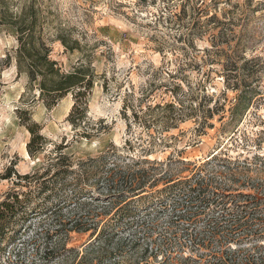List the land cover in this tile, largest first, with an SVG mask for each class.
I'll list each match as a JSON object with an SVG mask.
<instances>
[{
	"label": "rangeland",
	"instance_id": "374dc122",
	"mask_svg": "<svg viewBox=\"0 0 264 264\" xmlns=\"http://www.w3.org/2000/svg\"><path fill=\"white\" fill-rule=\"evenodd\" d=\"M31 2L39 10L42 37L61 71H72L80 61L93 70V88L87 96L88 121L81 126L92 136L81 138L66 121L73 105L71 95L46 109L36 88H30L27 78L17 74L14 61L4 64L5 57L13 55L16 40L14 30L2 27L0 177L11 163L18 174L24 175L43 160L44 155L29 158V134L20 124V117L25 120V116L18 115L17 109L30 111L31 120L47 140L46 150L66 145L65 153L75 161L98 156L114 146L126 162L160 163L157 173L168 172L172 178H190L199 170L204 184L210 181L208 189L200 193L208 204L196 197L186 203L178 201L175 211L174 194L132 200L139 210L137 218L144 221L137 230L140 235L147 232L151 236L149 248L167 239V251L173 258L189 252L190 236L202 232L210 220H220L219 216L230 211L236 213L237 199V204L248 203L243 195L252 196L256 187L264 191V0H219L217 16L225 14L233 23L228 27L229 35L214 48L201 37L208 27L203 23L193 38L177 42L174 38L180 29L155 22L178 0H11V7L17 12ZM58 34L76 40L81 51L64 52L55 41ZM245 62H249L247 66ZM179 65L180 77L176 80H183V92L196 96L195 106L200 104L212 111L207 122L210 127L202 131L196 130L190 119L164 132L152 122L158 112L146 110L148 105L171 102L174 81L169 75H174ZM232 76L240 82L235 91L227 85ZM148 89L152 90L150 97L139 104L138 99ZM176 93L181 95V91ZM126 94L131 95L128 101L135 108L136 120L130 111L122 113ZM149 135L154 136L153 145L145 153L135 143L141 138L143 147H148ZM126 141L132 149H122ZM162 183L156 190H162ZM9 187L0 179V201ZM162 203L165 206L161 207ZM26 226L16 240L5 239L0 244V264H27L31 260L29 242L38 224ZM88 242L86 235H72L68 247L82 251ZM136 256L127 254L121 264H134ZM161 260L159 256L155 261ZM148 261L154 262L152 257Z\"/></svg>",
	"mask_w": 264,
	"mask_h": 264
},
{
	"label": "trees",
	"instance_id": "16d2710c",
	"mask_svg": "<svg viewBox=\"0 0 264 264\" xmlns=\"http://www.w3.org/2000/svg\"><path fill=\"white\" fill-rule=\"evenodd\" d=\"M218 1L178 0L176 6L168 7L165 14L158 15L155 22L180 29L181 33L174 38L177 42L193 38L198 33L199 24L203 23L208 27L201 37L209 40L211 48L218 47L229 35L227 31L231 32L228 27L233 23V19L226 18L225 14L217 16ZM39 17L34 2L16 12L11 7V0H0V28L14 30L16 40L13 55L6 56L3 62L8 66L14 61L17 74H23L28 86L36 88L46 109L71 95L73 105L66 121L77 135L90 139L91 133L81 130V126L88 121L87 96L93 88V70L88 63L80 61L72 71L62 72L58 62L51 58L52 50L42 37ZM55 41L60 43L64 52L81 51L76 40H67L64 35L58 34ZM248 63L245 62L244 66ZM179 67L174 75H169L174 81L171 102L148 105L146 110L158 112L152 122L164 132L190 119L196 124V130L202 131L210 127L207 122L212 111L203 109L200 104L195 106L196 96L183 92V80H176L180 77ZM232 79L227 85L235 91L240 82L235 76ZM103 85L106 87L107 83L104 81ZM176 91H181L182 96ZM151 93V89L143 92L138 103L149 98ZM130 97L126 94L122 113L125 115L130 111L136 120L135 108L128 101ZM16 111L18 115L25 116V120L20 117V124L29 134L26 144L29 158L44 156L31 173L20 175L14 170L15 164L11 163L0 177L10 184L0 201V244L5 239L16 240L24 226L31 227L37 223L29 242L32 256L27 264H121L129 253L137 254L134 264H264V191L258 187L252 196L243 195L248 203L237 204L239 199L236 200V213L230 211L219 216L220 220L212 219L202 232L191 235L186 248L189 252L176 254L173 258L167 251V239L149 248L151 236L147 232L140 235L137 230L144 221L137 218L139 210L132 200L135 197L157 198L162 194H174L173 207L179 205L178 201L185 200L186 203L196 197L208 204L200 193L208 189L210 181L205 185L199 170L190 178H172L168 172L157 173L160 163L147 160L126 162L114 146H109L98 156L75 161L65 153L66 145H54L46 150L47 140L31 120L30 111ZM127 127L130 129V123ZM153 140L154 136L149 135L146 148L141 138L135 144L146 153L150 151ZM126 146L132 149L128 141L122 149ZM208 179L213 180L212 177ZM160 182L164 187L156 190ZM72 235H86V242H89L83 244L82 251L68 247ZM21 255L17 254L18 260ZM159 256L163 260L155 261ZM150 257L154 262L148 261Z\"/></svg>",
	"mask_w": 264,
	"mask_h": 264
}]
</instances>
